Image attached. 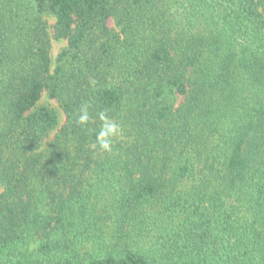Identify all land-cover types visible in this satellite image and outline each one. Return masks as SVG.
<instances>
[{
	"label": "trees",
	"instance_id": "1",
	"mask_svg": "<svg viewBox=\"0 0 264 264\" xmlns=\"http://www.w3.org/2000/svg\"><path fill=\"white\" fill-rule=\"evenodd\" d=\"M0 264H264V0H0Z\"/></svg>",
	"mask_w": 264,
	"mask_h": 264
},
{
	"label": "rangeland",
	"instance_id": "2",
	"mask_svg": "<svg viewBox=\"0 0 264 264\" xmlns=\"http://www.w3.org/2000/svg\"><path fill=\"white\" fill-rule=\"evenodd\" d=\"M53 22H54V18H51L50 19V23L53 24ZM108 25L114 27V23H113V21L111 19L108 20ZM65 41L66 40H63V39H59V40L52 39L51 44H50V50H49V56H50V59H51V66L53 65V60H54V56H55L56 52L65 43ZM43 97H44L43 101L49 102L52 105L56 106V103L53 100L47 99V97L45 95ZM63 119H64V115L60 111V121L63 122Z\"/></svg>",
	"mask_w": 264,
	"mask_h": 264
}]
</instances>
